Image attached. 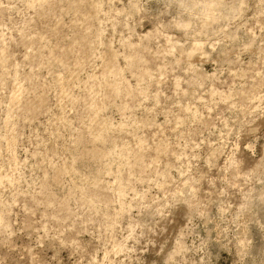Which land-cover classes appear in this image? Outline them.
I'll list each match as a JSON object with an SVG mask.
<instances>
[{
    "label": "rangeland",
    "instance_id": "374dc122",
    "mask_svg": "<svg viewBox=\"0 0 264 264\" xmlns=\"http://www.w3.org/2000/svg\"><path fill=\"white\" fill-rule=\"evenodd\" d=\"M0 264H264V0H0Z\"/></svg>",
    "mask_w": 264,
    "mask_h": 264
},
{
    "label": "bare ground",
    "instance_id": "6f19581e",
    "mask_svg": "<svg viewBox=\"0 0 264 264\" xmlns=\"http://www.w3.org/2000/svg\"><path fill=\"white\" fill-rule=\"evenodd\" d=\"M214 7H213V5H208L207 7H206V11H209V10H212ZM206 13V12H205ZM209 13V12H208ZM209 15V14H208ZM21 94V93H20ZM14 98H16V97H14ZM19 98V97H18ZM16 100V99H15Z\"/></svg>",
    "mask_w": 264,
    "mask_h": 264
}]
</instances>
